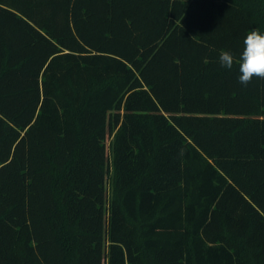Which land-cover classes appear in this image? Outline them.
I'll use <instances>...</instances> for the list:
<instances>
[{
    "label": "trees",
    "instance_id": "16d2710c",
    "mask_svg": "<svg viewBox=\"0 0 264 264\" xmlns=\"http://www.w3.org/2000/svg\"><path fill=\"white\" fill-rule=\"evenodd\" d=\"M252 29L264 0H0V264H264V80L218 63Z\"/></svg>",
    "mask_w": 264,
    "mask_h": 264
},
{
    "label": "clouds",
    "instance_id": "9594fccd",
    "mask_svg": "<svg viewBox=\"0 0 264 264\" xmlns=\"http://www.w3.org/2000/svg\"><path fill=\"white\" fill-rule=\"evenodd\" d=\"M218 63L222 68L238 70V81L247 87L253 79L264 80V31L252 29L243 39V47L239 54L222 50L218 55Z\"/></svg>",
    "mask_w": 264,
    "mask_h": 264
},
{
    "label": "rangeland",
    "instance_id": "374dc122",
    "mask_svg": "<svg viewBox=\"0 0 264 264\" xmlns=\"http://www.w3.org/2000/svg\"><path fill=\"white\" fill-rule=\"evenodd\" d=\"M109 139H110V138H109ZM109 139H108V140H109Z\"/></svg>",
    "mask_w": 264,
    "mask_h": 264
}]
</instances>
